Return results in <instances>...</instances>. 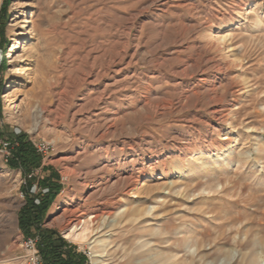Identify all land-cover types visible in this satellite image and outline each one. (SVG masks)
Segmentation results:
<instances>
[{
  "label": "rangeland",
  "instance_id": "1",
  "mask_svg": "<svg viewBox=\"0 0 264 264\" xmlns=\"http://www.w3.org/2000/svg\"><path fill=\"white\" fill-rule=\"evenodd\" d=\"M53 233L86 264H264V0H0V264Z\"/></svg>",
  "mask_w": 264,
  "mask_h": 264
},
{
  "label": "bare ground",
  "instance_id": "2",
  "mask_svg": "<svg viewBox=\"0 0 264 264\" xmlns=\"http://www.w3.org/2000/svg\"><path fill=\"white\" fill-rule=\"evenodd\" d=\"M32 29L33 31L35 30V26H34V23L32 24ZM32 31V32H33ZM225 39V38H224ZM223 39V40H224ZM122 59V58H121ZM134 61V56H131L130 60L125 62L123 60H121L122 62V65L120 68L116 69L114 71V76L112 77L113 79L112 80H115L114 81V84H111L110 87H106V90L105 92L103 93L106 94V92H108L110 90V92L112 93V95L116 94V90H115V86H119L120 83L122 82H127L129 80V77H128V70H129V67L132 66V63ZM120 65V64H119ZM123 76H125L124 78H122ZM99 78V77H98ZM119 78H122L123 81ZM96 81V80H95ZM98 82V81H97ZM200 82H203L200 81ZM222 82V81H221ZM121 83V85H122ZM93 84V83H92ZM129 84V87L125 86V91H128L129 90H132L131 92V95L132 94H137L138 91L136 89H132V86H130V83ZM200 86V85H199ZM202 87V86H201ZM109 89V90H108ZM217 92V91H216ZM209 93V92H208ZM125 94V93H124ZM210 94V93H209ZM101 95V96H103ZM111 95V96H112ZM215 95V94H214ZM213 95V96H214ZM111 96H109V98L106 100L104 99H96L97 101L100 102L101 106L103 105V107H98V109L96 111L93 112V117H98V116H102V115H106V111L104 109V106L108 103V101L111 99ZM128 97V95H127ZM133 97V96H132ZM218 97V96H217ZM134 98V97H133ZM205 101V100H204ZM237 101V100H236ZM224 102V101H223ZM85 103V102H84ZM237 103V102H236ZM99 104V103H98ZM212 104V103H211ZM230 106V105H229ZM79 111H78V114L81 113L83 110H86L84 109L85 108V105H82V104H79ZM92 108V107H91ZM156 108V107H155ZM109 110V109H108ZM109 112V111H108ZM230 112V109L228 106H225V105H217V104H214L213 105V109H212V114L213 116H215L216 118H218V120L220 121H224L226 120L227 116L229 115L228 113ZM232 112V111H231ZM111 113V112H110ZM106 117V116H105ZM114 118V117H113ZM115 121V120H114ZM106 126V125H105ZM112 129V128H111ZM107 132V131H106ZM103 135V134H102ZM230 143V138L229 137H225L224 139L222 140H219L215 146V148L213 150H209V151H206V153H209L211 154L212 158L217 155L218 153H221ZM202 153H205L204 151H201ZM214 154V155H213ZM158 158V157H157ZM147 177V176H145ZM137 179V178H136ZM129 181V180H127ZM136 182H133V181H129V182H126V185L128 188H130L131 190L134 188ZM139 184V183H138ZM125 185V184H124ZM126 188V187H125ZM136 188V187H135ZM130 191V190H129ZM67 197L66 195L65 196H62L60 198V200L58 201L57 203V206H62V205H65L67 203ZM110 214V212H109ZM81 217L82 215L80 216H73V218L71 219V223L75 224L74 227L69 231V233L67 234V238L69 239H72L73 241L75 242H78V243H88L92 249L95 248V246H93L94 243H96V241L94 242H90L91 238H92V230L89 226H83L82 228L78 229V225L80 224V222H82L81 220ZM97 216L96 215H92L90 219H96ZM96 254L94 255V261L96 263H98V258H101V255L98 253V251L95 252ZM102 262V261H101Z\"/></svg>",
  "mask_w": 264,
  "mask_h": 264
},
{
  "label": "trees",
  "instance_id": "3",
  "mask_svg": "<svg viewBox=\"0 0 264 264\" xmlns=\"http://www.w3.org/2000/svg\"><path fill=\"white\" fill-rule=\"evenodd\" d=\"M45 205L37 208V210L44 212ZM39 250L43 264H86L85 256L77 253L74 247L69 246L67 242L55 233L41 239Z\"/></svg>",
  "mask_w": 264,
  "mask_h": 264
},
{
  "label": "built area",
  "instance_id": "4",
  "mask_svg": "<svg viewBox=\"0 0 264 264\" xmlns=\"http://www.w3.org/2000/svg\"><path fill=\"white\" fill-rule=\"evenodd\" d=\"M9 145L4 144L2 153L8 158ZM48 147L45 144L38 145V151L42 154H46ZM21 247L23 249L24 264H43V259L39 250V239L28 238L22 241Z\"/></svg>",
  "mask_w": 264,
  "mask_h": 264
}]
</instances>
